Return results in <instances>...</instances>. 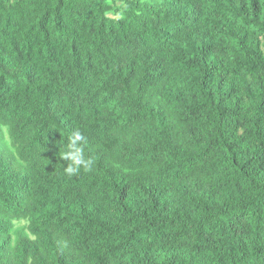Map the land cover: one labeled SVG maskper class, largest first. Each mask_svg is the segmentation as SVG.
<instances>
[{
    "label": "trees",
    "instance_id": "16d2710c",
    "mask_svg": "<svg viewBox=\"0 0 264 264\" xmlns=\"http://www.w3.org/2000/svg\"><path fill=\"white\" fill-rule=\"evenodd\" d=\"M0 264H264V0H0Z\"/></svg>",
    "mask_w": 264,
    "mask_h": 264
},
{
    "label": "clouds",
    "instance_id": "9594fccd",
    "mask_svg": "<svg viewBox=\"0 0 264 264\" xmlns=\"http://www.w3.org/2000/svg\"><path fill=\"white\" fill-rule=\"evenodd\" d=\"M86 143L87 138L80 130L69 135L64 150L59 153V157L67 162V165L63 167V172L67 176L78 175L82 170L84 172L92 171L95 160L85 155Z\"/></svg>",
    "mask_w": 264,
    "mask_h": 264
}]
</instances>
